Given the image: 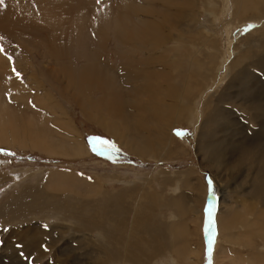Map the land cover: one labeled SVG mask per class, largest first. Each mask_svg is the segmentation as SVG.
<instances>
[{
	"label": "rangeland",
	"instance_id": "obj_1",
	"mask_svg": "<svg viewBox=\"0 0 264 264\" xmlns=\"http://www.w3.org/2000/svg\"><path fill=\"white\" fill-rule=\"evenodd\" d=\"M221 1H223V3H221ZM235 1L237 2H234V0L215 1L214 6H217V8L214 7V13L217 14V17L213 25L209 22L213 18L209 14L206 15V13H204L205 3L208 2V0H195L194 5V0L177 2L176 7H182V9L189 11H194L195 8H197L200 13L197 26L200 28L201 24L203 26L205 25L207 28L203 30L201 28L200 40L195 41L194 44L199 43L200 47L202 39L206 34L208 38L213 39V41L215 40L214 46L216 54L214 60L216 61V69L213 70V73L217 74L214 79L215 83L206 87L204 80L208 76L209 68L208 65H206L208 59L205 55L206 50L200 47L199 50H201L200 57L203 60V71L198 74L197 78L199 79L198 84L201 83L199 85V92H201L202 95L199 102L193 108L194 112L192 116H187L186 119L184 118V122H176L177 120H175L176 123H173L175 125L173 134L178 137L175 138L176 141L172 146L171 152L173 154L159 161H156L154 158L150 159L149 156H145V158L138 157L117 143L116 130H114L113 127L116 125V128L118 126L121 130L128 126L126 129L131 132L132 124H129L130 122L126 120V117L121 115L116 109H109V105L112 104L115 95H101L104 92L102 84L99 85L96 83L94 85L90 83L92 80H89V83L85 82L81 84L71 77L68 79V82L71 84L72 88L67 90L66 93L60 84L48 74V69L55 67L51 58L47 55L46 58L38 56L41 50L32 43H28L26 40L24 42V38H19L20 36L18 37L14 34L15 31L12 32V30H7L5 32L0 29V52L3 56L5 55L4 58L10 63V67L8 68L12 70H10V72H12L14 80L20 84L27 85L30 83L29 81L35 80L31 83L33 85L32 87L23 88L25 93L28 94L27 99L31 103V106L36 107V105H34L35 97L38 95L40 96V94L47 89L49 90L50 96L57 103L56 108L58 111L56 110V116L55 114L52 115L49 110L44 107L39 109L42 111V114L45 115L46 113L48 123L57 130L60 134L59 137L62 139L68 138L70 142L75 144H77V140L81 142L84 140L86 147L90 150V147H88L89 144L86 142L87 135L92 133L103 136L106 134L112 137L115 143L125 150L117 147L116 149H111V154L109 152L107 155L95 154L93 150H90L91 153L82 156L68 157L63 154H49L30 147L19 148L17 146L0 145V264H61V261L67 259V254H69L68 258L72 255L71 257L75 264H91V262L92 264H96L95 261L99 260L97 259L98 255L103 257L104 261L109 259V264H144V261L147 262L146 264H172L165 258V254H170L169 252H171L168 250V246L174 253V264H208L210 259V264H235L238 261H240V264L244 262H246V264H264V159L260 161L257 160L259 158L254 156L252 159L255 162L252 163L250 159H247L248 156L244 154L240 155L238 151L233 152L230 150L232 147L231 145H235L236 143L239 144V141H247L249 144L248 146L253 143L252 146L254 148L260 147V143L264 144V130L261 131L259 128L257 129V124H250V121L247 120L248 117L245 118L243 116L252 113V111L250 109H242L240 105L232 103V100H235L232 96L235 94H240L244 97L251 94L264 100V0H259L260 2L258 0ZM255 1L258 2L256 3ZM67 2H69V0ZM140 2H142V0H140ZM161 3L164 4V2ZM21 4L19 8L21 14L29 16L32 19V22H26L25 25L30 24L29 27L32 28L34 21V29L36 32L42 29L46 30L45 28L48 27L47 25H40L37 22L39 16L42 15L43 7L40 5V11H37L39 9L36 8L37 5L35 0H23ZM52 4L58 7L59 1L55 0ZM7 6V0H2V2H0V17L4 15ZM195 6H200L201 8ZM105 8L108 13L106 11H101V9L94 10L93 16L90 18V21L87 22L89 26L87 31L79 30L78 34L73 37L72 42L66 50L68 56V58H66L67 62L65 63L62 61L61 64L63 65V63H65L72 71L73 69L79 70L81 67H86V60H84L83 57H87L90 54L89 51L94 53L89 46L91 44L90 35L93 33V28L91 27H94L96 30H105L110 36L109 44L106 46L108 52H105L106 54L103 53V60L106 61L107 66L117 69V72L120 73L124 61L123 57L130 56L136 68L150 70L147 72V77L151 84V68H149L151 67V46L153 45L158 48L162 46V42L155 41L153 43L151 37H146L147 35L144 33L140 38L123 39L126 43L122 45L121 39L124 38L123 34L129 33V30L131 31L135 18H131L132 20L128 21L120 20V24L121 22L123 23L119 32L121 33V38H115L113 36V28L116 26V21L114 20L116 18L113 17V13L109 6H105ZM193 14H196V12ZM255 14L256 16H253ZM135 16L141 19H151V14L142 11L136 13ZM72 17L75 16L72 15ZM233 18L235 19V23L229 25L228 22ZM249 22L256 24L250 28L251 25ZM171 27L170 23L168 27L163 23L162 33L167 34ZM173 28L174 30H181L185 27L184 25L182 26L181 22H178ZM193 33L191 38L195 40L197 34L195 31ZM79 39L81 40L80 42H78ZM167 44L168 46L172 45L171 41ZM85 46L86 49H84ZM156 50L157 49H155V51ZM217 51H219V53ZM191 69L190 71L196 74V66H191ZM237 71L241 72L240 85L238 86L234 84L236 83L235 80V82L232 81ZM193 73L192 75H194ZM180 76V78L176 79L174 86L179 87V85L182 84V78H185V76H182V72ZM122 81L125 80H123V78L120 81L115 80L111 83V86L113 85L116 87L112 86L113 92H118V90L123 91V98H119V103H121L123 108L125 104L124 97L126 87L120 83ZM145 83L147 85L146 81ZM39 84H43V87L41 86L38 88ZM94 86L98 88L94 89ZM74 88L77 92L73 94L76 101L71 95ZM244 89L249 90L247 91ZM219 96L222 97L220 100ZM185 99V97H182L178 100L180 102L182 100V104H184L186 103ZM11 100L15 101V99ZM117 100L118 98L115 99V101ZM252 100L255 101L254 98H252L251 100L249 99V101L236 100V102H244L243 104H247ZM229 101L231 102L229 103ZM138 103H140V105L136 112L139 117L141 116V122L138 123V127H140V130L151 132V126H149L151 125V110L143 106V104H147L148 101H138ZM207 103L210 105L208 109H205ZM214 103L216 104L213 105ZM85 105L91 107L86 108ZM213 106L220 116V121L218 124H215V118H211L213 126L209 134L212 138L209 139L205 137L202 144L200 142V136L203 131L201 130L202 113L203 111H205V113H210L212 108H214ZM97 111L99 114H96ZM86 113L89 114L87 115ZM102 114H107L108 117L102 116ZM169 116L174 117L175 115L171 113ZM51 117H53V120ZM59 117H61V120H65L64 122L67 121L70 123L69 126L66 127L62 122L57 123L56 119ZM236 119H238V121ZM249 125L255 128V132L252 128H249ZM211 131H213V134ZM231 133L233 134L230 135ZM254 133H256V136ZM227 134L229 135L227 136ZM241 138H244V140H241ZM236 140L237 142H234ZM203 145H206L207 148ZM239 145L241 146L243 143ZM227 150H230V152ZM157 152L158 151L153 152L155 156L158 155ZM221 153L224 155L221 156ZM235 153L240 156L238 157L240 159L239 161L235 159L237 156ZM233 160H235L234 163H232ZM232 167H234V169ZM221 168L224 169L221 170ZM56 169L67 170V172L69 171L70 173L74 172L81 179L86 178L95 185L99 192L100 189L112 193L116 190V192L121 191V189L124 190L125 193H123L121 202L117 201L113 204H110L109 200L99 198L97 194H92L91 198L87 196L83 197V195H81V197L85 199H98L95 205L85 208L87 211L92 207L96 209L97 206V216L93 217L99 221V226L101 228H94L92 232L89 233L90 236L88 235V237L90 240L102 241L106 243L107 246L109 245L108 243L114 244V240L123 239L125 240L124 246L120 244V246L123 247V255H126V253L131 255V252L135 255H132L130 258H121V256H117L114 251L106 248V252L103 254L91 253L89 258L87 256L88 252L85 253V251L88 249L89 251H93L94 244L92 245L93 242L91 244L89 243V246L85 248L86 244H84L85 240L82 230L66 228L63 235L58 232V225L63 226L68 223H64L65 218L63 219L61 215H59V219H54V207L49 204L48 199H45L47 191L41 189L46 181V176ZM148 173L152 174L151 178L159 176L157 177L158 181L155 178L151 179L152 181L154 180L153 182L151 181L153 185L151 188V209H153V212H151V221L149 220L151 223L147 221L146 226H142L140 229L137 227L134 228L132 227V221L137 217L133 218V215H138L135 213V208L137 209V206L133 205L134 202L138 201L139 194L133 184L136 179L139 177L144 178ZM80 178L78 179L80 180ZM177 178L180 180L182 179L179 181L180 189L176 192L170 190L174 192L171 193L169 188L172 184H175ZM125 181L127 184H125ZM128 181L130 183H128ZM182 182L186 183V185L184 184L181 188ZM163 185H165V187ZM252 188L254 189L252 190ZM214 189L216 191L215 198L217 201L213 205L214 211L212 210L211 212L213 217L211 216L210 219L209 215V219H207V217L204 218V212H206L207 209L204 206L205 209L203 211L204 207L202 205L206 199L210 200L209 196ZM58 193L67 195V192ZM49 194H54V192L51 191ZM34 199H36L37 202L31 203ZM76 201L78 204L81 202V200ZM122 205L125 207L127 206L126 208L129 210L125 208V212L121 214L119 210ZM146 208L147 207H143L144 210ZM85 210L81 211L83 212ZM171 211L174 212L175 217L171 216ZM194 212H197V216ZM214 213H216L215 215H220L218 223H215ZM140 218L143 221L144 218ZM198 220L199 223L201 222V225L198 224ZM208 220L209 222H214L211 224L213 228H211L212 230L209 237L203 234ZM179 221L181 222L179 223ZM72 222L75 223L74 220H72ZM120 222L123 224L121 229ZM171 223H175L176 227L175 224L173 225ZM117 224H119V227L115 228ZM103 227L109 228L111 231H109V233L105 232ZM177 227L178 229H176ZM94 230H98V232ZM101 230H103L104 233H102ZM128 233L133 234L128 237ZM110 234L113 236L115 234L116 236L114 237L116 238ZM56 235L59 239H57V241H55ZM214 236L218 242L215 245L216 247L214 246L215 249L212 253L210 250L211 246L207 247L206 245V240L208 238L209 242ZM73 241L74 243H72ZM211 241H213V239H211ZM150 242L151 258H148L150 256L148 255V244ZM34 243L41 246L40 249L43 250L42 255H38L39 253L33 255L31 253L30 248ZM154 244H158L159 249L164 247L167 249H165L163 254L161 251L159 252L160 254H156V252L153 251ZM135 247L139 248L140 251L145 254V259L139 257ZM44 251H46V253ZM54 253H59V257L63 260L55 258ZM64 255L66 257H64ZM94 255L96 257H94ZM208 255H211V257H208ZM117 258L118 260H115Z\"/></svg>",
	"mask_w": 264,
	"mask_h": 264
},
{
	"label": "bare ground",
	"instance_id": "obj_2",
	"mask_svg": "<svg viewBox=\"0 0 264 264\" xmlns=\"http://www.w3.org/2000/svg\"><path fill=\"white\" fill-rule=\"evenodd\" d=\"M22 1L23 0H7L8 6L6 8V11H5L4 15L2 17H0V29L2 31H5V32L7 30H12V32L15 31L14 34L17 35L18 37L20 36L19 38H24V40H23L24 42L26 40L28 43H32L33 45H35L36 47H38L41 50V53L39 55L37 54L38 56H40L41 58H46V55H47L49 58H51V60L55 64V67L48 69V74L51 75L50 77H52L54 80H56L58 82V84H60V86L63 88V90L66 93H67V90H70L72 88L71 84L68 82V79L73 77L77 82H79L81 84H84L85 82L89 83L90 82L89 80H95L99 85L102 84V86L104 88V92L102 95H111V96L115 95L113 97V102H112V104L109 105V107L119 111V113L121 115L125 116L126 120L128 122H130L129 124H132L131 132L127 131L126 128H128V126H126L124 129L120 130L118 128V126H117L118 129H117L116 125L114 124L115 127H113V129L116 130L115 131L116 136H117L116 141H117V143H119L120 145L125 147V149H127L130 153H132L138 157H144V158H145V156H149L150 159L154 158L156 161H159L162 158L169 157V155L171 156V154H173L171 152L173 143L176 141L175 138H178L177 136H175L173 134V130L175 128V125L173 123L181 122V121H183L184 118L186 119L187 116H192V114L194 112L193 108L199 102V99L202 95V93L199 92V88H200L199 85L201 83L198 84L199 79L197 78L198 74L203 71V60L200 57V53H201V50H199L200 47H203L204 50H206L205 55H206V58L208 59V61L206 63V65H208V68H209L208 69V76L204 80V84L206 87L209 86L210 84L215 83L214 79H215V75L217 74V73L216 74L213 73V70L216 69L215 68V65H216L215 62L216 61L214 60L215 54H216V50H215V46H214L215 40L213 41V39L208 38L207 34H206V35H204V37L202 39V44L200 47H199V43L194 44L195 41L200 40L199 36L201 34V28H202V30L207 28L205 25L203 26L201 24H200L201 27L198 28L197 20L200 17V13L198 12L197 8H195L194 11L193 10L189 11L186 9H182V7H176L177 2H181V1L185 2L187 0H142V2H140V0H137V1L136 0H69V2H67L68 0H58L59 1L58 7H55L52 4L53 1H55V0H35L36 5H37V7H36L37 9H39L40 5L43 7L42 15L39 16L38 20H37L38 17L36 18L37 22L40 25H47L49 27L48 28L47 26H45V27H47V28H45L46 30L42 29L41 31L36 32L34 29V21H33V27L32 28L29 27L30 24L25 25L26 22H32V19L29 16L21 14V11H19V8L22 5L21 4ZM215 1L214 0H208V2L205 3V8H204V13H206V15L209 14L213 18L212 20L209 21L212 25H213L214 20H216V17H217V14L214 13V7L217 8V6H214ZM217 1H219V0H217ZM161 2H164V4ZM234 2H237V1L234 0ZM240 2H241V0H240ZM221 3H223V1H221ZM194 4H195V0H194L193 5ZM233 4H232V6H233ZM17 5H20V6H17ZM105 6L110 7L111 12L113 13V17L116 18V19H114L116 21V26L113 28V31H114L113 36L115 38H121V33H119V32L121 30L120 28L123 25V23L121 22V24H120V20H122V21L127 20L128 21V20H132L131 18H135V22L132 24L133 28L131 29V31L129 30V33L123 34L124 38L121 39L122 45H123V43H126V41L123 39L127 40V39L140 38L143 36L144 33H145V35H147L146 37H151V41L153 43L155 41H160V43L162 42V46H160L158 48L154 47L153 45L151 46V67H149V68H151V84L149 83L148 77H147V72L150 70L136 68L134 65V61H133V59L130 58V56L123 57L124 61H123V65L121 66L122 68L120 70V73L117 72L118 71L117 69L110 68V66L108 67L106 64V61L103 60L104 59L103 53L108 52V50L106 49V46H108V44H109L110 36H109V34L106 33L105 30H102V29L96 30V28H94V27H91V28H93V31H92L93 33H91L92 37L90 35L91 44L89 43L90 44L89 46L94 53L89 51L90 54L87 57H83V59L86 60L85 61L86 67H81L79 70L73 69V71H72L68 68L67 65H65V63L67 62L66 58H68V56L66 54V50H67V47L72 42L73 37L76 34H78L79 30L87 31V28L89 27L87 25V22L90 21V18L93 16L94 10L95 9H101V11H103L105 9ZM263 6H264V4H263ZM195 7L201 8L200 6H195ZM242 7H243V5H242ZM219 8H221V7H219ZM37 11H40V9ZM139 11L151 14V19L147 20V18H142V19L136 18L135 14L138 13ZM195 12H196V14H193ZM25 13H26V11H25ZM222 13H224V12H222ZM263 13H261V14H263ZM66 14H67V16H66ZM72 15H74L75 17H72ZM80 16H81V18H80ZM253 16H256V14ZM263 16H264V14H263ZM252 18H255V17H252ZM236 19H238V18H236ZM251 20H254V19H251ZM92 21H93V19H92ZM178 22H181L182 26L184 25L185 28H182L181 30H174L173 27H175V25ZM236 22H238V21H236ZM163 23H165L167 25V27L169 26V23H170V26H172L167 34L162 33ZM228 23H229V25L235 23V19L233 18ZM223 27H224V25H223ZM232 27H233V25H232ZM171 31H173V32H171ZM194 31L197 34V38H195V40H193L191 38V36L194 34L193 33ZM86 35H88V34H86ZM212 38H215V37H212ZM80 41L81 40L79 39L78 42H80ZM169 41H171V44H172L170 46H168V44H167ZM84 49H86V46ZM155 49H157V50L155 51ZM204 50H203V52H204ZM217 52L219 53V51H217ZM249 54H251V53H249ZM4 56L0 52V145H9L12 147L17 146L19 148L30 147L32 149H38L42 152H46L49 154H58V155L63 154V155L68 156V157L82 156L84 154L91 153L90 150L86 147L84 140H82V142L80 140L79 141L77 140V144H75L73 142H70L68 140V138L62 139L61 137H59L60 134L57 132V130H55L53 127H51L50 124L48 123V118H47L46 113H45L46 117L44 114L41 113L42 111L39 108H42V107L49 110V112L52 115L55 114V116H56V113H57L56 112L57 103L50 96V94L48 92L49 90L47 88H46L47 89L46 91L44 90L45 88L43 89L44 91H43V93L40 94V96L38 95L37 97H35V101H34L35 104L34 105H36V107L31 106V103L27 99L28 94L25 93V90H23V88L24 87H28V88L32 87L33 85L31 83H33L35 80L29 81L30 83L28 85L27 84H20L17 81H15L14 78L12 77V72H10L11 69L9 70V68H8V67H10V63L4 58ZM82 56H84V55H82ZM251 60H252V58H251ZM62 61L65 62V63H63V65L61 64ZM119 64H121V63H119ZM237 64H240V63H237ZM191 66H196V68H197L196 74H194L193 72L190 71V70H192ZM37 67H38V65H37ZM245 70H246V68H245ZM181 72H182V76L184 75L185 78H182L183 81H182V84L179 85V87L174 86L175 85L174 83H176V79L181 77L180 76ZM192 73L194 75H192ZM240 73L241 72L237 71L236 75H234V77L232 78V81H234V80L236 81V83H234V84H236L237 86L240 85V79H241ZM122 78L125 81H122L120 83H122L123 86L126 87L125 97H124L125 98L124 99L125 104L123 105V108H122L121 103H119V98H123V91H119L117 89L118 92L117 91L113 92L112 88L114 86L113 85H112L113 87L111 86V83L113 81H115V80L120 81ZM37 80H40V79H37ZM145 81L147 82V85H146ZM95 83H93V84L95 85ZM99 85H98V87H99ZM41 86L43 87V84H41V85L39 84L38 88H40ZM98 87H95L94 89H96ZM244 90H247V89H244ZM74 92L77 93L75 88L71 92L72 96H73ZM116 95H118V97ZM244 95H246V94H244ZM103 97H105V96H103ZM182 97L186 98L185 99L186 103H184V104H182L183 103L182 100H181V102L178 100V99H181ZM232 97L235 99V100H232V103L240 105V107L242 109H247V110L250 109L252 111V113H250V114L248 113L247 115H243V116L245 118L248 117L247 120L250 121V124H257L258 125L257 129L259 128L261 131H263L264 130V104H263L264 100L263 99L261 100V98H259L258 96L251 95V94L247 95L246 97L241 96L240 94L239 95L235 94ZM116 98H118L117 101H115ZM220 98H222V97L219 96V100H220ZM252 98H254L255 101L252 100L251 102H248L247 104H243L244 102H242V101H241L242 103L236 102V100L249 101V99L251 100ZM11 99H15V101H12ZM73 99L76 101V98L74 96H73ZM138 101H141V102L148 101V103L143 104V106L148 107L151 110V121H150L151 125H149V126H151V132H147L145 130H140L139 129L140 127H138V123L141 122V120H140L141 116L139 117L138 113L136 112L139 105H140V103H138ZM260 101H261V103H260ZM230 102L231 101H229V103ZM78 103H79V101H78ZM216 103H214L213 105H215ZM136 104H137V106H136ZM220 104H221V101H220ZM209 105L210 104L207 103L205 109L206 108L208 109ZM232 106H233V104H232ZM215 111H216V108L214 107V108H212L210 113H205V111H203V113H202L203 119H202V123H201L202 124L201 130H203V131H202L201 136H200V142L201 143L203 142V139L205 137H207L209 139L212 138V137H210V134H209L210 129L213 126V123L211 122V118L212 117L215 118V124H218V122L220 121V116L217 113V111L216 112ZM97 113H98V111L96 112V114ZM171 113H174L175 116L174 117L169 116ZM87 115H88V113H87ZM103 115L104 114H102V116ZM104 116L108 117L107 114ZM51 118L53 120V117H51ZM116 120H118V119H116ZM175 120H177V121L175 122ZM236 120L238 121V119H236ZM56 121H57V123H61V122L64 123L63 125H65L66 127L69 126V124H70L67 121L64 122L65 120L64 121L61 120V117L57 118ZM116 122H114V123H116ZM249 128H252L255 132V128H253L252 126L250 127V125H249ZM211 133L213 134V131H211ZM232 134L233 133H231L230 135H232ZM254 134L256 136V133H254ZM228 135L229 134H227V136ZM234 139H235V137H234ZM242 139L244 140V138H241V140ZM228 142H229V139H228ZM234 142H237V140ZM239 142L243 143V145L240 146L239 145L240 143L239 144L234 143L235 145H233L231 142L232 147L230 148V150L233 152L238 151L239 152L238 154H240V155L244 154V155L248 156L247 159H250L252 161V163L255 162L252 159V157H254V156L259 158L257 160H260V161L264 159V144L260 143V145H261L260 147L254 148L252 146L253 143L250 144V146H248L249 144L247 141L246 142L239 141ZM203 146H206V145H203ZM211 146H212V143H211ZM205 148H207V146ZM206 150H209V149H206ZM216 150H218V149H216ZM230 150L229 151L227 150V151L230 152ZM154 151H158L157 156H155V154L153 153ZM236 154L237 153H235V155ZM238 154L236 156L237 158L235 157V159L239 161L240 159L238 157H240V156H238ZM222 155H224V154L221 153V156ZM230 157H232V156H230ZM214 160H215V157H214ZM217 160H219V159H217ZM222 161H223V159H222ZM234 161L235 160H233L232 163H234ZM237 163H240V162H237ZM214 164H216V163H214ZM217 165H218V162H217ZM235 165H236V162H235ZM232 168L234 169V167H232ZM223 169L224 168H221V170H223ZM230 170H231V168H230ZM151 176H152V174L148 173L144 176V178L139 177L138 179H136V181L134 180L135 183L133 182L134 183L133 185L135 186L136 190H138V194H139L138 201L134 202V205H133V206H135V205L137 206V209L135 208V211H136L135 213H137V215H138V216H135V214L133 215V218L137 217L136 219H134L132 221V227H134V228L137 227L140 229L142 226H146L147 221H149L151 219V212H153L152 211L153 209H151V188L153 186L151 183V181H152L151 179L155 178L158 181L157 177H159V176H157V177L151 178ZM216 176L218 177L217 174H216ZM78 178H80V177H78L77 174H75L74 172L70 173L69 171L67 172V170L65 171V170L56 169L54 171H51L46 176V179H45L46 181H45V183L43 182L44 184L41 187V189L43 191H47V193L45 194L46 195L45 199H48L49 204H51V206L54 207V212H55L54 219L55 218L59 219V215H61V217L63 219L65 218L64 223H68V224H65L63 226L58 225L59 226V228L57 229L58 232H60L61 235H63L66 228L67 229L71 228L73 230H82V232H83L82 234H83L84 240H85L84 244H86L85 248L87 246H89V243L91 244L93 242L92 245L94 244L93 251H89V249L85 251V253L88 252L87 256L89 258H90L91 253L103 254L104 252H106V248L114 251L117 254V256H121V258L122 257L130 258L132 255H135V254H133V252H131V255H128L127 253H126V255H123L124 254V252L122 250L123 247L120 246V244L122 246H124V244H125V240H123V239L114 240L113 241L114 244L108 243L109 245H107V246H106V243H104L102 241H98V240L91 241L90 240V238L88 237V235L90 236L89 233H91L94 228H98V229H101V228L99 226V221L94 219V217H96L97 213H98L97 206H96V209L94 207H92L87 211L85 210V208L95 205L97 203L98 199L97 200H95L93 198L92 199H85V198L81 197V195H83V197L87 196V197L91 198L92 194H97L99 198H101V199L104 198V200H109L110 204H113L117 201L121 202V198L123 196V193H125L124 190L121 189V191L116 192L117 190L115 189L116 191L114 193H112V192L100 189V192H99L97 190V188L95 187V185L92 184L89 180H87L86 178H84V179L80 178V180H79ZM177 180L175 181V184H172V186L169 188V191L172 190V191L176 192L180 189L179 181H181L182 179L180 180L179 178H177ZM185 180H188V179H185ZM128 183H130V182L128 181ZM125 184H127L126 181H125ZM184 184L186 185V183H183L181 188L183 187ZM165 185H163V186L165 187ZM220 185H221V183H220ZM253 189L254 188H252V190ZM51 191H53L54 194H49V192H51ZM172 191H170V192L174 193ZM58 192H61V193L67 192V195L60 194ZM62 197H64V198H62ZM215 197H216V191L214 189L213 191H211V194L209 196V199L212 201V203L215 201V199H216ZM63 199H65V200H63ZM76 200H78V201L81 200V202L78 204ZM33 202H37V200L34 199L31 201V203H33ZM200 202H202V201H200ZM132 204H133V202H132ZM126 207L124 205H122L120 207L119 211L121 214L123 212H125ZM143 207H147V208L144 210ZM179 208H182V207H179ZM126 209H128V208H126ZM206 209L209 212H212V211H210L209 206H206ZM81 210H85V211L82 212ZM207 210H206L205 214L207 213ZM131 213H132V210H131ZM170 214H171V216L175 217L174 212L171 211ZM194 214L197 216V212H194ZM210 214L211 213L206 214L205 218L207 217V219H209ZM215 214L216 213H214V220H215V223L216 222L218 223V220H220V215L219 214L215 215ZM140 217L144 218L143 221ZM187 218H189V217H187ZM72 220H74L75 223L72 222ZM149 222H148V224H149ZM180 222L181 221H179V223ZM200 223L198 220V224H200ZM213 223L214 222H211V221L209 222V220L207 221L205 232H203V234L205 236H208V237L210 236V233L212 230L211 224H213ZM171 224L174 225L175 223H171ZM103 225H105V224H103ZM122 226H123V224H122V222H120V229L122 228ZM55 227H57V226H55ZM101 227H102V225H101ZM118 227H119V224H117L115 228H118ZM175 227H176V224H175ZM178 227H180V226H178ZM178 227L176 229H178ZM103 229L105 230V232H108V233H109V231H111L109 228L107 229V228L103 227ZM120 229H119V232L121 234ZM197 230H198V228H197ZM28 231H30V230H28ZM94 231H96V230H94ZM101 231H102V233H104L103 230H101ZM96 232H98V230ZM134 232H136V231H134ZM100 234H101V232H100ZM132 234L133 233H128V237L132 236ZM107 235H109V234H107ZM110 235H112V234H110ZM83 236H80V237H83ZM114 236H116V235L114 234ZM114 238H116V237H114ZM214 238H215V236H214ZM214 238L213 237L211 238V239H213V241H211V239L209 240V243L211 246L210 250L212 251V253L214 252V249L216 247L215 245L218 242L217 239L216 238L214 239ZM54 239H55V237H54ZM57 239H58V236L56 237L55 241H57ZM72 243H74V241ZM31 246L32 247L30 249H31V253L33 255H35L36 253H39L38 255L43 254V250L40 249L41 246H39L35 243ZM125 248H127V247H125ZM135 249L137 250L139 257L145 259V257H144L145 254L143 252H141L139 248L135 247ZM165 249H167V248L164 247L162 249H159V245L154 244L153 251L156 252V254H160L159 252L161 251L163 254L165 252ZM168 250H170L171 252H169L170 254H168V253L165 254V258H167L172 264H174L175 263L174 253L169 246H168ZM44 252L46 253V251H44ZM148 253H149L148 255H150L148 258H151V242L148 244ZM54 254H55L54 255L55 258H57L59 260L62 259L61 257H59V253H54ZM67 255L69 256V254H67ZM211 255H208V257H211ZM68 256L66 257L64 255V257H66L67 259L66 260L62 259L63 261H61L60 263L61 264H75V262L73 261V259L71 257L72 255L70 256V258H68ZM94 257H96V256L94 255ZM97 259H99V260L95 261L96 264H99V263L100 264H109V259L104 261L103 257H101L99 255H98ZM59 260H58V262H59ZM87 260H89V259H87ZM115 260H118V258ZM152 260H153V257H152ZM55 261H56V259H55ZM239 262L240 261L236 262L235 264H240ZM146 263L147 262L144 261V264H146ZM210 263H211V259L209 260L208 264H210ZM91 264H92V262H91ZM243 264H246V262H244Z\"/></svg>",
	"mask_w": 264,
	"mask_h": 264
},
{
	"label": "crops",
	"instance_id": "obj_3",
	"mask_svg": "<svg viewBox=\"0 0 264 264\" xmlns=\"http://www.w3.org/2000/svg\"><path fill=\"white\" fill-rule=\"evenodd\" d=\"M103 11H106V12H107L106 8H105ZM107 13H108V12H107ZM120 70H121V69H120ZM123 80H124V79H123ZM95 82H96L95 80H92L90 83H95ZM96 83H97V82H96ZM96 83H95V84H96ZM116 86H117V85H116ZM114 87H115V86H114ZM101 95H102V94H101ZM116 96L118 97V95H116ZM85 107H86V108H90L91 106L89 107L88 105H85ZM82 108L84 109L83 106H82ZM110 108H111V107H109V109H110ZM111 109H112V108H111ZM86 114H87V113H86ZM88 114H89V113H88Z\"/></svg>",
	"mask_w": 264,
	"mask_h": 264
},
{
	"label": "water",
	"instance_id": "obj_4",
	"mask_svg": "<svg viewBox=\"0 0 264 264\" xmlns=\"http://www.w3.org/2000/svg\"><path fill=\"white\" fill-rule=\"evenodd\" d=\"M211 202H212L211 200L208 201V206L211 204ZM209 213L210 212L207 210V213L206 214H209ZM207 240H208V238H207ZM207 240H206V242H207Z\"/></svg>",
	"mask_w": 264,
	"mask_h": 264
},
{
	"label": "snow or ice",
	"instance_id": "obj_5",
	"mask_svg": "<svg viewBox=\"0 0 264 264\" xmlns=\"http://www.w3.org/2000/svg\"><path fill=\"white\" fill-rule=\"evenodd\" d=\"M0 2H2V0H0Z\"/></svg>",
	"mask_w": 264,
	"mask_h": 264
}]
</instances>
